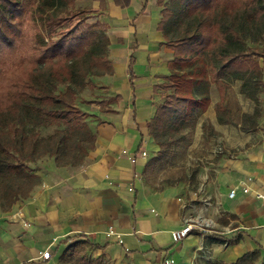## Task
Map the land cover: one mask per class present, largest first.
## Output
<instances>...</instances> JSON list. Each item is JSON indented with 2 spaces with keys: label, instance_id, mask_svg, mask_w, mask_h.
<instances>
[{
  "label": "crops",
  "instance_id": "0c3cea01",
  "mask_svg": "<svg viewBox=\"0 0 264 264\" xmlns=\"http://www.w3.org/2000/svg\"><path fill=\"white\" fill-rule=\"evenodd\" d=\"M75 4L92 15V23L106 27L113 69L112 75L100 77L109 98L101 111L102 123L96 120L90 126L97 137L95 148L80 164L58 166L53 158L40 160L29 195L10 209L0 207V264H63L68 247L76 243L84 244L86 256L109 264H164L168 258L176 264H230L256 250L260 261L264 259V200L258 198L264 195V92L258 94L257 130L243 132L242 116L253 114L256 104L241 93L242 82H233L226 95L233 124L218 121L220 93L211 83L208 109L191 137L180 141L167 159H194L192 150L203 144L194 182L164 181L154 169L161 163L148 165L159 150L148 125L169 92L157 87L172 74L169 63L174 60L173 50L162 45L159 0H130L127 6L115 0ZM199 86L194 93L200 98L206 87ZM206 127L216 135L209 136ZM181 148L186 155L176 156ZM123 151L136 156V163ZM163 181L167 186L161 187ZM246 188L248 193L243 192ZM201 189V196L213 202L208 213L201 209ZM232 190L234 197L229 196ZM187 202L192 206L185 207ZM193 213L212 218L214 228L175 243L172 232ZM110 229L120 239L107 237ZM232 239L236 242L222 241ZM45 251L51 253L48 260L40 257Z\"/></svg>",
  "mask_w": 264,
  "mask_h": 264
},
{
  "label": "trees",
  "instance_id": "16d2710c",
  "mask_svg": "<svg viewBox=\"0 0 264 264\" xmlns=\"http://www.w3.org/2000/svg\"><path fill=\"white\" fill-rule=\"evenodd\" d=\"M75 2L0 0V176L6 179L0 191V207L10 209L37 183L35 169L29 163L47 156L58 166L73 165L95 148L97 137L86 122L87 113L77 105L78 96L90 84L89 76L112 75L113 69L103 24L76 23L65 33L59 32L63 25L87 14L70 9ZM115 2L130 4V0ZM159 5L163 8L159 25L165 40L162 45L173 50L174 60L169 63L172 74L157 87L169 92L163 95L164 102L148 125L159 147L149 166L167 160L174 147L194 132L199 117L210 105L211 83L220 93L215 106L218 121L233 124L225 105L226 95L233 82H242L241 93L256 107L253 114H243L240 129L257 130L258 94L264 84V0H172L170 6L159 0ZM29 14L36 25H41L42 32L39 27V32L28 33ZM77 30L80 33L73 44L70 38ZM55 35L59 38L54 40ZM24 38L38 56L27 55L10 65ZM60 85L66 86L64 91H59ZM199 85L206 87L200 98L194 93ZM52 122L65 128L40 138L36 129ZM206 131L209 136L216 135L211 127ZM196 174L197 169L193 179ZM75 245L68 247L63 264ZM70 256L75 264H109L101 257ZM260 258L256 250L230 264H264Z\"/></svg>",
  "mask_w": 264,
  "mask_h": 264
},
{
  "label": "rangeland",
  "instance_id": "374dc122",
  "mask_svg": "<svg viewBox=\"0 0 264 264\" xmlns=\"http://www.w3.org/2000/svg\"><path fill=\"white\" fill-rule=\"evenodd\" d=\"M163 2V4L170 6L171 1L172 0H161ZM160 9H162L161 7H159ZM73 11H77V10H82L80 7H78L75 3L71 6V8ZM92 17V15L90 13L87 14H83L79 17H76L75 19H73L71 22H68L67 24L63 25L60 29L59 32L65 33L72 25L76 24V23H85L83 24V26H86L87 24H94L92 23V21L90 20V18ZM32 16L31 14L28 15L27 20L26 21V25L29 28L28 29V33L31 34V32H33V34H35L36 32H39V27H40V32H42V28L40 24H35V22L32 20ZM80 21V22H78ZM25 25V26H26ZM32 30H31V29ZM80 33V30L76 31V36L73 38H70V40L73 42V44L76 43L77 41V35ZM60 35V34H59ZM59 35H55L53 37V39H58ZM44 36H46V34H44ZM263 42H261L259 45H261ZM30 55V56H38V53L36 50L34 49H29L26 45V38L23 39L21 47H20V52L17 56V58L10 63V65L12 64H18V62L20 61V59L24 58L25 56ZM88 81L90 82V84L84 89V91L78 96V101H77V105L88 115V118L86 120L87 124L89 126L94 125V123L96 122V120H98L99 122L102 123V120H100V118H102L104 115L102 112L103 109L105 108V102H107L106 99H108L109 97L106 95L107 91H108V87L105 85V83L103 82V80L100 77H96V76H89L88 77ZM64 85H60L59 86V91H64L65 90ZM261 91L264 92L263 87L261 88ZM163 99V97L161 98ZM98 104V105H97ZM100 108H98V107ZM65 126L62 123H56V122H52L50 124H46L42 127H39L36 129V132L39 134L40 138H46L48 136H50L51 134L55 133L57 130H62L64 129ZM191 137V135H190ZM186 151V150H185ZM181 149H179L177 152L176 156H181L180 153L185 152ZM194 151L193 154L196 156L194 159H180L179 161L176 160V158H172L171 160H166L165 162L157 165L156 167H154V169L158 170L157 175L158 178H164L167 182H177L178 179H182L185 180L187 179L188 181H192L194 182V179L192 178V173L193 170L198 169L201 162L199 160H197V156L201 155L200 153H203L204 151V147L203 144H201L200 148L192 150ZM180 152V153H179ZM192 153V152H191ZM186 154L183 153L182 156H185ZM47 157V156H46ZM46 157L41 158L40 160H45ZM40 160H38L36 163H29V166L34 168V167H38V162H40ZM208 162V161H205ZM81 162H78L77 164H80ZM4 180H6L4 177L0 176V191L2 189V184L4 182ZM161 182L160 185L161 187H165L167 186L166 182ZM86 247H84L83 243H79L76 244L75 246H73L71 253H73V255L78 254V255H84L86 256ZM74 257V256H73ZM65 264H75L73 262V259L71 258L70 254H68V256H66L65 259ZM259 264V263H257Z\"/></svg>",
  "mask_w": 264,
  "mask_h": 264
},
{
  "label": "built area",
  "instance_id": "2783aa9c",
  "mask_svg": "<svg viewBox=\"0 0 264 264\" xmlns=\"http://www.w3.org/2000/svg\"><path fill=\"white\" fill-rule=\"evenodd\" d=\"M263 89H264V84L262 85ZM123 154H125L126 156H128V159L132 162V163H136V156L129 154L127 151H123ZM141 156L146 157L147 156V152L146 151H142L141 152ZM132 190V189H130ZM203 189H201L199 192L200 196L202 195ZM244 193H248L249 189L246 188L243 190ZM197 194V193H196ZM235 195V190H232L229 194L230 197H234ZM258 198L264 200V195H258ZM180 201H183L182 199H180ZM193 202H187L185 204V207H189L192 206ZM200 203H201V209H203V213H208V211L210 210V208L213 206V202L211 200L210 197L208 196H201L200 197ZM12 218H17V214H13ZM215 226V222L212 218H210L209 216H204V215H199V214H190L188 217L185 218L183 226L172 232V240L177 243L179 241H182L183 239L187 238L190 234L194 233V232H198V233H208L211 232V230L214 228ZM107 237H112V236H116L118 239H120V236L113 230L110 229L107 233H106ZM51 256V253L49 251H45V252H41L40 253V257L43 260H48ZM164 264H176L175 260L168 258L165 260Z\"/></svg>",
  "mask_w": 264,
  "mask_h": 264
}]
</instances>
